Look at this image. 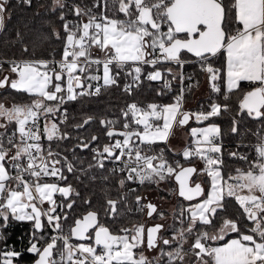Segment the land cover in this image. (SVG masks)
Instances as JSON below:
<instances>
[{"label": "snow or ice", "instance_id": "1", "mask_svg": "<svg viewBox=\"0 0 264 264\" xmlns=\"http://www.w3.org/2000/svg\"><path fill=\"white\" fill-rule=\"evenodd\" d=\"M8 3L9 0H0V30L4 28ZM57 7L64 9L65 0H54L53 11ZM96 8L102 10L97 13ZM112 9L116 11L109 15ZM71 10L81 19L73 22L60 15L66 34L60 60H0V89L9 87L31 97L30 102H16L10 107L0 102V129H4L0 131V218L8 221L11 215L18 221H34L28 251L39 256L36 264H160L164 256L167 264H264V134L259 129L253 133L257 137L252 145L256 152L254 160H249L247 153L228 152L245 165L236 167L234 172L228 171L224 163L221 129L214 122L207 127L191 128L195 147L182 153L186 164L194 165L190 157L202 160L203 171L184 166L180 160L169 162L163 148L157 151L153 147L158 141L169 139L174 124L187 125L190 118L197 123L209 121L220 116L222 110L227 111L226 105L213 102L207 111L183 110L186 89L181 88L174 102L168 104H129L122 110V125L118 119L101 120L113 142L104 144L102 149L93 147L91 151L100 168L105 167V160L113 165L120 162V166L110 171L113 175L126 173L118 181L121 188L129 181L141 185L158 183L173 175L179 183L178 195L189 204L181 206V227L175 229L171 241L158 238L164 228L161 224L148 228L133 224L131 228L121 227L118 233L110 232L109 227L98 222L95 210L76 219L74 227L65 232L62 225V216L67 219L65 202L62 199L58 203L53 196L79 195L70 183L60 186L67 181L63 168L67 172L76 169L67 157L64 165L57 167L61 165L60 153L52 148L53 142L58 147V142L68 138V133L61 129L69 118L64 105L86 96H98L102 88L117 86L122 71L131 77L124 91L132 93L134 86L139 87L144 65L153 68L146 78L158 81L162 73L157 65L162 61L180 65L181 69L193 62L182 58V53L197 58L195 62L209 76L210 87L216 93L221 90V67L226 63L225 100L228 93L241 91V113L264 122V0H93L91 7L74 4ZM116 12L124 18H119ZM55 34L59 39L60 33ZM93 46L100 50V58L92 59ZM5 63L8 69L4 68ZM101 66L102 75L91 74L93 68L99 73ZM11 74L15 77L10 78ZM172 75L175 78L177 74ZM179 75L183 80V72ZM241 82L254 87L245 92ZM164 87L171 90V81L166 80ZM190 88L191 85L187 90ZM91 120L93 117L88 116L74 127H82ZM239 122L233 117L232 133H238ZM11 125L15 128L9 133ZM141 125L142 128L138 127ZM117 126L123 130L115 132ZM42 135L49 142L47 148L41 143ZM117 136L122 139H113ZM97 139L95 135L91 137V141ZM76 147L89 148V142L81 140ZM202 175L210 180L201 182ZM44 177L57 179L46 182ZM202 183L208 184V188L202 187ZM229 198H234L242 210L231 217L227 215ZM141 199L136 196L138 210L146 208L148 216L156 214L164 218L155 204H141ZM45 201L50 205L47 209L40 207ZM74 202H68L66 207L71 209ZM124 202V196L116 200L107 198L104 215L118 219L117 205ZM42 217L57 235L38 247L45 239L39 235V230L45 228ZM230 233H236L237 238L225 240ZM72 237L80 242L73 243ZM189 239L192 243L185 249ZM221 241L222 244L212 243ZM177 242L178 246L170 251L161 248V255L152 260L143 250L134 252L145 244L153 249L158 243L171 247ZM18 255L12 250L0 253V264H13V258ZM186 257L195 259L186 260Z\"/></svg>", "mask_w": 264, "mask_h": 264}, {"label": "trees", "instance_id": "2", "mask_svg": "<svg viewBox=\"0 0 264 264\" xmlns=\"http://www.w3.org/2000/svg\"><path fill=\"white\" fill-rule=\"evenodd\" d=\"M228 2V0H226ZM89 7L92 6L93 0H65V8L60 9L57 7L53 11L54 0H32L31 4L25 3V0H9L6 6L5 12V24L4 28L0 31V60H28V59H46V60H60L62 58L63 48L65 44V32L63 30L64 21L59 17L61 14L65 16L66 20L78 22L80 17H77L72 11L73 5ZM101 8H96L94 11L100 12ZM115 9H112L108 14L111 15ZM119 18H124L122 13L116 12ZM84 22L87 21V17H84ZM60 33L58 39L55 33ZM19 33V37L17 36ZM28 51L25 52L24 49ZM101 52L95 46L92 48V59L100 58ZM182 58L193 61L192 63H186L183 65V70L191 72L193 79L191 81L192 86L190 90L184 94V108L185 110H196L200 107L209 109V105L213 102L219 103L222 106H227V111H223L220 116L210 118L209 121L197 123L191 121L188 130L192 127H203L214 122L221 129V140L223 142V159L227 166L228 171H233L236 167H244V162L228 155L229 151H240L247 153L249 160H254V153L247 148L245 145L254 143L257 141V137L253 134L258 129L264 132V124L262 121L253 120L247 117L246 114H242L239 108L242 100L243 93L239 90H234L232 93H228L229 98L225 100L224 95L227 90L224 85V70L226 63L221 67V80H220V92H213L210 85L206 91V97H201L197 102H193L195 93L199 88L209 83V76L201 71L200 65L196 63L194 56L189 53H182ZM4 68L8 69L9 65L4 64ZM157 68L161 71L162 77L158 81L148 80L147 73L152 70L151 65L143 66V73L139 82V87L134 86L132 93H127L123 90V85L131 82V77H126L122 71L117 86H108L102 88L101 94L98 96H86L72 101L63 106L64 109L68 110V121L67 125H61L62 131L68 133V138L58 142L52 143L53 151L59 152L67 157L73 164L76 171L67 172L64 170V174L67 176V181L61 182L60 186H66L70 183L79 195L72 194L68 198H57L58 203L63 199L65 202L64 215H67V219L64 220L62 216L63 228L74 227V221L82 218L86 215L89 210H95L98 213V222H103L105 226L109 227L110 232L118 233L121 227L131 228L133 224H145L147 217V209L144 211L137 210L136 196L139 195L141 204L145 203V193L149 190H158L160 196H164L163 193L167 192L169 195H173L176 191V184L171 178H166L158 183L168 184V190H164L157 186L158 183L146 182L143 186H136L134 182H127L124 188H121L118 181L124 177L123 174L117 173L113 175L111 173V164L105 163L104 168H100L97 165V161L94 158V153L91 148L102 146L113 142L110 140L105 131V125L101 124V120H120L121 125L123 124L124 118L121 113L129 104L135 102L139 106H146L150 103L168 104L174 102V97L179 93L180 87V65L171 62H162L157 65ZM165 69H171V72H165ZM127 70V65L125 66ZM102 69L100 70V72ZM119 71V70H117ZM91 74H96L94 68L90 70ZM173 73H176V77L173 78ZM6 74V73H5ZM166 76L171 77L175 83L171 90H166L162 85V79ZM95 83V82H94ZM244 91L252 89V85L245 83L241 85ZM7 98V99H5ZM30 95L27 93H18L16 90L11 88L0 89V102H10L12 105L16 102H30ZM91 116L93 120L89 124L83 125L82 127H74V125L81 124L83 119ZM233 117L239 120L238 133L231 132V126ZM58 119V116L57 118ZM195 120V119H194ZM42 126H43V120ZM131 123V121H130ZM142 128L143 126H138ZM15 125H11L9 129H14ZM8 129V130H9ZM115 132L122 131L121 126H117L113 129ZM4 131V130H3ZM95 135L98 139L91 141V137ZM120 138L122 137H114ZM43 143L48 146V141L44 137L42 138ZM89 142V148L76 147L80 141ZM138 142V141H137ZM158 149L164 147L163 145H157ZM74 150V151H73ZM167 158H170L168 152L165 153ZM194 161V160H189ZM181 164L185 165V160L181 159ZM91 165V167H90ZM56 180L50 181L55 182ZM158 187V188H157ZM134 189L135 191H130ZM161 189L163 191H161ZM176 193V192H175ZM121 196L125 197V202L118 204L119 218L115 216L104 215V205L107 198L119 199ZM73 206L71 209L66 207L68 202H72ZM87 201V203H86ZM189 202L179 198L175 205V209L172 212H162L163 219L158 217L156 214L151 220L155 223L165 222L161 236L163 238L172 240V237L176 235L175 229L181 227L180 224V209L181 206H188ZM228 216H234L239 209L238 203L234 198L228 199ZM60 209L57 208V212ZM45 228L39 230V235L44 236L45 239L38 243V247L43 246L49 240L52 235V230L47 225L46 218H41ZM245 223H249L245 221ZM34 221H18L11 215L8 221H4L0 218V253L7 251L11 245L14 251L19 253L14 258V264H35L39 259V256L35 253L28 251L33 240V228ZM237 238L236 233H230L225 237V240ZM73 239V238H72ZM76 243L77 241L73 239ZM88 241L86 243H90ZM192 243L189 239V244L184 245L185 249H188ZM214 245L222 244L221 242H212ZM177 243H173L171 247L162 245L159 248L157 257L161 255L160 249L163 248L165 251H170L172 248L177 247ZM99 251V249H98ZM138 251V250H137ZM186 260H194L195 257H186ZM160 264H167V257L164 256Z\"/></svg>", "mask_w": 264, "mask_h": 264}, {"label": "built area", "instance_id": "3", "mask_svg": "<svg viewBox=\"0 0 264 264\" xmlns=\"http://www.w3.org/2000/svg\"><path fill=\"white\" fill-rule=\"evenodd\" d=\"M162 62H167V61H162ZM101 69H102V66H101ZM150 71H153V69L152 70H150ZM181 72H183V74H184V78H183V80L181 79V76H180V87H179V93L177 94V95H179L180 94V90H181V88H184V89H186V91L185 92H187L188 90V86L189 85H191L192 86V83H191V81H192V79H193V74L191 73V72H186V71H184L183 69H181ZM96 74H99V73H96ZM191 77V79H189L188 77ZM166 80H168V81H171V89L173 88V85H174V83H175V81L171 78V77H169V76H166V77H164L163 79H162V85L164 86V84H165V81ZM99 83H103V81L101 80V81H99ZM126 85V84H125ZM102 90V89H101ZM123 90H124V85H123ZM166 90H169V89H167L166 88ZM185 92H184V94H185ZM176 95V96H177ZM163 104V103H162ZM183 110H185V108H184V102H183ZM202 110H204V111H207V109L206 108H203V107H200V108H198V109H196V110H186V111H190V112H198V111H202ZM191 120L192 121H195L194 120V118H191ZM41 126H42V121H41ZM13 129H9L8 131H9V133L12 131ZM173 131V130H172ZM261 134H264V132L263 131H261ZM191 135V134H190ZM173 136V134L172 135H170L169 136V139L167 140V141H165L164 143H162V144H159V143H156V144H154L153 145V147L158 151L159 149H158V147H157V145H163L164 147H162L163 149H164V151H165V153L166 152H168L169 154H170V158H168V160H169V162H172V161H174V160H180L181 161V159H182V157H183V155H182V153H183V151H179V152H173V150L171 149V147H170V145H169V142H170V139H171V137ZM191 140L189 141V144H188V147L187 148H194L195 147V144H194V140L196 139V138H194L192 135H191ZM221 135H220V141H222L221 140ZM219 142V141H218ZM257 142V141H256ZM256 142H254V143H250V144H246L245 146L247 147V148H249L253 153H254V159L256 158V152H255V149L252 147V145H255L256 144ZM41 143H42V145L45 147L46 145L43 143V140H41ZM137 143H139V142H137ZM224 145V144H223ZM45 148H47V147H45ZM186 148V149H187ZM13 151H14V149H13ZM64 155L63 154H60V159H61V165H57V167H62L63 165H64ZM67 160L68 161H70L68 158H67ZM105 163H109V164H111V169L113 168V167H118V166H120V162H117L116 163V165H113V163L111 162V161H108V160H105ZM64 170H66V168H63V171ZM13 175L15 174V172L13 171V173H12ZM120 174H123L124 176H126V173H120ZM26 179H29V177H25ZM44 179V181H46V182H50V181H53V180H56L57 178H54V177H44L43 178ZM131 182H134V181H131ZM135 184H136V186H143V185H145V184H143V185H141V184H139L138 182H134ZM146 183V182H145ZM40 207H42L43 209H44V207H43V205H40ZM139 209V205L137 206V210ZM145 210V209H144ZM143 210V211H144ZM50 227V229L52 230V235L51 236H54V235H57V232L56 231H54V229L51 227V226H49ZM64 231L65 232H68L69 231V228H65L64 229ZM73 238V237H72ZM72 242L73 243H76L73 239H72ZM9 250H12V251H14V248L10 245L9 247H8V249H7V251H9ZM15 258V257H14ZM14 258H13V264H14Z\"/></svg>", "mask_w": 264, "mask_h": 264}, {"label": "rangeland", "instance_id": "4", "mask_svg": "<svg viewBox=\"0 0 264 264\" xmlns=\"http://www.w3.org/2000/svg\"><path fill=\"white\" fill-rule=\"evenodd\" d=\"M210 79H209V85H210ZM205 84H203L200 88H199V90H197V92L195 93V96H194V98H193V102L195 103V102H197L198 101V99H199V97H206V95H207V93H206V91H207V89L208 88H206V86H204ZM209 85H207L208 87H209ZM198 96V97H197ZM5 105L6 106H8V107H10L11 106V104H10V102H5ZM43 123H44V121H43ZM180 127H182V126H177V125H173V135H174V133H175V131H177V134H179L180 133ZM184 129H187L186 128V126H184L183 127ZM193 128V127H192ZM4 129H0V131H3ZM189 134H191V129L189 130ZM182 142L180 141L178 144H181ZM188 144L189 143H185L183 146L181 145L180 147H181V149L179 150L180 152L181 151H183V150H185L187 147H188ZM169 145H170V147H172L171 146V143L169 142ZM172 149V148H171ZM174 152V151H173ZM200 162V161H199ZM200 163H202V162H200ZM203 164V165H202ZM202 164H199L198 163V167H202V166H205L204 165V163H202ZM197 166V165H196ZM204 168L202 167V170H203ZM200 178H202V177H200ZM201 182H203V180H201ZM203 185H205L204 183H202ZM157 186L158 187H160V188H162V189H164V190H168V184H166V183H158L157 184ZM157 187V188H158ZM161 189V191H163ZM160 189L158 188V190H149V191H147V193H145V203H148V202H151V203H153V204H155L156 206H157V208H158V211H160V212H172L174 209H175V205H176V203H177V200H178V195H177V187H176V193L174 192V194L173 195H169V193H167V192H164L163 193V195L164 196H160L159 195V191ZM55 195V194H54ZM54 197V196H53ZM43 207H44V209H47V206H46V203L44 202L43 203ZM154 223L155 222H153V220H151V219H148L147 217H146V219H145V224H147V226L145 227V228H148V226H151V225H154ZM160 224H164L165 222H159ZM158 223V224H159ZM144 225V224H143ZM164 226V225H163ZM145 248H146V246H145ZM135 250L136 249H134V252H135ZM143 250V249H142ZM144 251V255L145 256H147V257H150V258H152L155 254H149V252H148V250L146 251V250H143ZM147 253V254H146ZM154 258V257H153Z\"/></svg>", "mask_w": 264, "mask_h": 264}, {"label": "crops", "instance_id": "5", "mask_svg": "<svg viewBox=\"0 0 264 264\" xmlns=\"http://www.w3.org/2000/svg\"><path fill=\"white\" fill-rule=\"evenodd\" d=\"M1 31V30H0ZM224 85H225V88H226V90H227V83H226V66H225V70H224ZM6 74H8L7 72H6ZM99 75H102V71L101 72H99ZM15 77V74H11V76H10V78H14ZM245 83H249V82H241V85H243V84H245ZM209 83H207V85H208ZM206 85V88H208V86ZM5 88H9V87H5ZM28 94V93H27ZM30 95V94H29ZM198 97V96H197ZM199 98H201V97H199ZM191 118H190V120H189V122H188V124L187 125H184V126H186V128L187 129H184L183 127L184 126H182V127H180V133L179 134H177V131H175V133H174V135L171 137V139H170V143H171V148H172V150L174 151V152H179V150L181 149V145L183 144H185V143H189V141L191 140V135L189 134V130H188V128H189V124L191 123ZM160 123H162V121L160 122ZM208 126V125H207ZM207 126H203V127H207ZM42 138L44 139V136L42 135ZM182 142L181 144H178L179 142ZM165 141H158L157 143H159V144H162V143H164ZM182 145V146H183ZM182 159L183 160H185V158L184 157H182ZM189 160H194V165L193 164H191V163H188V164H185L184 166H195L198 170H201V171H203L202 170V167L203 168H205V166H202V167H198V163L199 164H202L203 163V161L202 160H200L199 158H197V157H190L189 158ZM202 162V163H200V162ZM197 165V166H196ZM203 165V164H202ZM173 178H172V180L175 182V184H176V187H177V192H178V190H179V184L176 182V180H175V177H174V175L172 176ZM202 178H200V181L201 180H205V179H207V180H210V178L209 177H206L205 175H202L201 176ZM192 179H195V176H193L192 177ZM14 186V185H13ZM202 187H204L205 189H207L208 188V184H205V185H203L202 184ZM177 195H178V193H177ZM178 197H179V195H178ZM54 199H56L57 200V198H61L60 196H59V194H55L54 195V197H53ZM179 198H182V197H179ZM144 199H145V196H144ZM182 199H184V198H182ZM197 199H200V198H197ZM187 202V201H186ZM45 203H46V206H47V208L50 206L49 204H48V202L47 201H45ZM153 216H154V214H153ZM153 216H148L147 215V218L148 219H152V217ZM24 221H27V220H24ZM156 224H158V223H154V225H156ZM160 224V223H159ZM165 224V223H164ZM154 225H151V226H154ZM162 225V224H161ZM144 226L146 227L147 226V224H144ZM151 226H148V227H151ZM162 231H163V229L161 230V232L160 233H158V238L161 236V233H162ZM189 244V241H188V243H186L185 245L187 246ZM145 246H146V244L145 245H142L141 246V248L140 249H136L135 250V252L136 253H138L139 251H141L142 249L143 250H148V252H149V254H155L153 257H157V254H158V252H159V248H160V246H161V243H158L157 244V247L156 248H153V249H148L147 247L145 248ZM138 250V251H137ZM147 254V253H146ZM147 257V256H146ZM153 257L152 258H150V257H148V259L149 260H152L153 259Z\"/></svg>", "mask_w": 264, "mask_h": 264}, {"label": "water", "instance_id": "6", "mask_svg": "<svg viewBox=\"0 0 264 264\" xmlns=\"http://www.w3.org/2000/svg\"><path fill=\"white\" fill-rule=\"evenodd\" d=\"M190 55H192L191 53H189ZM193 56V55H192ZM196 58V57H195ZM142 126V125H141ZM182 126H184V125H182ZM177 182V181H176ZM178 183V182H177ZM179 184V183H178ZM73 239H75L76 240V238L75 237H73ZM36 264V263H35Z\"/></svg>", "mask_w": 264, "mask_h": 264}]
</instances>
